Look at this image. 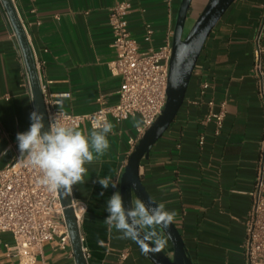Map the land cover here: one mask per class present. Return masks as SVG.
Here are the masks:
<instances>
[{
	"label": "crops",
	"instance_id": "crops-1",
	"mask_svg": "<svg viewBox=\"0 0 264 264\" xmlns=\"http://www.w3.org/2000/svg\"><path fill=\"white\" fill-rule=\"evenodd\" d=\"M121 1L131 4L128 24L142 38L147 24L159 47L174 33L182 0H14L33 47L46 95L69 94L63 107L86 114L119 101L122 80L109 64L117 58L113 47L110 8ZM207 0H193L195 18ZM264 0H236L210 34L197 66L211 87L206 95L216 110L226 103L223 133L215 138L212 126L203 127L206 105L199 98V80L192 78L186 99L170 128L156 143L140 169L143 185L166 210L175 211L194 264H246L245 222L257 175L259 142L264 132V106L254 77V41ZM264 45V40H263ZM264 59V57H263ZM35 109L21 48L0 1V169L20 158L16 135L30 127ZM140 120L139 117H134ZM110 122V150L86 165L85 182L73 186L72 198L81 203L80 221L89 264H154L138 245L104 223L107 200L119 190L121 177L136 145L135 120ZM90 133L88 124L78 128ZM206 131L203 148L199 135ZM6 153V154H5ZM111 175L117 189H103L98 178ZM103 192V195L100 193ZM5 244L11 234L0 233V264H20L9 257ZM172 253V245L164 248ZM127 258L122 259V254ZM35 264H77L72 245L61 249L58 241L45 243Z\"/></svg>",
	"mask_w": 264,
	"mask_h": 264
},
{
	"label": "built area",
	"instance_id": "built-area-1",
	"mask_svg": "<svg viewBox=\"0 0 264 264\" xmlns=\"http://www.w3.org/2000/svg\"><path fill=\"white\" fill-rule=\"evenodd\" d=\"M131 4L121 1L110 8L109 20L113 32V47L117 58L109 66L115 76L122 80L119 89V101L108 105L104 98L98 99L99 108L86 114L69 112L63 107V99L70 95H46L45 102L49 124L51 119L59 117L64 123L77 128L104 116L108 121L124 122L139 117L142 124L136 128L137 137L131 144H138L146 131L163 113L167 102V87L172 57L173 35L171 33L159 47L151 45L155 30L147 24L142 38L135 37L128 24ZM262 18L254 41V77L264 106V3ZM192 78L199 80V98L194 104L206 105L208 112L202 119L205 128L212 126L213 137H219L225 127L226 103L216 110L213 99L206 95L211 87L203 79V72L196 65ZM206 131L198 138V144L204 147ZM42 173L27 166L19 158L13 159L0 169V233L11 234L14 245L5 244L9 257L19 258L20 264H35L37 255L45 243L58 241L61 249L71 246L70 233L61 204L59 192L49 190L40 183ZM251 207L245 222L244 258L246 264H264V132L259 142L257 175L249 192ZM77 219L81 221V203L73 199ZM83 241V237H82ZM87 257V251L84 248ZM127 253L122 254V259Z\"/></svg>",
	"mask_w": 264,
	"mask_h": 264
},
{
	"label": "water",
	"instance_id": "water-1",
	"mask_svg": "<svg viewBox=\"0 0 264 264\" xmlns=\"http://www.w3.org/2000/svg\"><path fill=\"white\" fill-rule=\"evenodd\" d=\"M0 1L22 51L33 94L34 107H38L39 111L43 113L45 127L42 131H47L49 130V120L45 94L28 33L14 0ZM235 1L207 0L205 6L195 18L191 17L193 0L181 1L173 35L166 106L163 113L139 140L128 159L125 171L121 177L120 192L126 208H130L136 199L150 203V207H156L158 205L141 180L140 169L142 162L144 159H149L156 143L176 119L186 99L193 71L205 44L212 31ZM59 194L61 204L64 208V215L69 229L76 263L89 264L84 252L81 226L73 207L72 194H64L62 190L59 191ZM168 234L171 237L169 241L172 245V253L163 249L159 253H150L146 256L154 264H194L187 251L183 236L174 223L165 229V235L167 236ZM138 247L140 248L139 245Z\"/></svg>",
	"mask_w": 264,
	"mask_h": 264
},
{
	"label": "clouds",
	"instance_id": "clouds-1",
	"mask_svg": "<svg viewBox=\"0 0 264 264\" xmlns=\"http://www.w3.org/2000/svg\"><path fill=\"white\" fill-rule=\"evenodd\" d=\"M43 119V113L35 108L30 113L29 129L17 133L19 160L38 169L42 173L40 183L49 190H62L70 195L73 186L85 182L86 165L99 160L110 150L107 137L115 125L106 117L99 116L92 121L90 133L85 134L56 116L51 119L49 130L42 131L45 127ZM141 124L142 121L135 120V127L139 128ZM97 182L103 189L118 188L111 175L99 177ZM149 204L136 199L130 208H126L122 194L117 190L107 200L109 215L104 220L105 224L121 233L119 239L135 241L144 255L159 253L168 245L171 237L170 234L165 235V229L174 223L177 216L175 211L166 210L164 203L156 207Z\"/></svg>",
	"mask_w": 264,
	"mask_h": 264
},
{
	"label": "rangeland",
	"instance_id": "rangeland-1",
	"mask_svg": "<svg viewBox=\"0 0 264 264\" xmlns=\"http://www.w3.org/2000/svg\"><path fill=\"white\" fill-rule=\"evenodd\" d=\"M168 252V251H167ZM169 253H171V252H169Z\"/></svg>",
	"mask_w": 264,
	"mask_h": 264
}]
</instances>
